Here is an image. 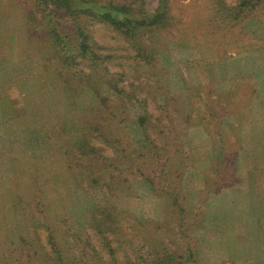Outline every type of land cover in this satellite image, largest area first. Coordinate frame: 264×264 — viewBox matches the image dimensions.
<instances>
[{"label": "rangeland", "instance_id": "rangeland-1", "mask_svg": "<svg viewBox=\"0 0 264 264\" xmlns=\"http://www.w3.org/2000/svg\"><path fill=\"white\" fill-rule=\"evenodd\" d=\"M16 2L0 0V249L8 244L18 250L21 237L27 239L20 219L23 213L24 220L33 216L29 207L38 192L36 181L57 190L54 202L81 226L84 204L101 193L68 186L71 161L61 166L48 151L49 126L70 146L71 122H78L94 103L87 96L69 105L68 95L42 72L36 49L25 46L28 24ZM156 3L146 0L147 9ZM171 6L182 25L155 39L151 65L136 66L132 57L122 58L126 46L120 49L116 43L113 53L121 64L115 66L114 60L108 66L119 88L145 102L152 128L170 130L165 133L174 145L170 151L180 145L189 151L187 171L175 174L171 186L179 195L176 209L183 214L168 217V198L159 195L162 175L157 192L142 180L123 177L124 190L110 204L116 214H126L125 223L138 220L128 232L130 241L139 234L159 252L165 236H171L177 241L171 250L182 255L192 245L194 257L185 264H264V19L216 27L207 0H172ZM104 96L110 103H95L97 116L123 114L126 139L132 146L143 143L133 118L146 115L144 105L131 98L129 111L122 112L112 101L128 96L112 91ZM28 253L25 245L20 248L21 264L28 263Z\"/></svg>", "mask_w": 264, "mask_h": 264}, {"label": "trees", "instance_id": "trees-1", "mask_svg": "<svg viewBox=\"0 0 264 264\" xmlns=\"http://www.w3.org/2000/svg\"><path fill=\"white\" fill-rule=\"evenodd\" d=\"M16 1L21 18L28 24L25 46L36 49L42 72L48 73L51 83L68 95L69 105H75L72 103L83 101L87 96L94 103L86 108L78 122H71L74 129H69L72 136L70 146L63 145L62 133L57 132L55 126H49L48 151L61 166L71 161V169L67 170L71 171L70 176L65 177L68 186L77 192H99L101 196H90L89 202H84L81 211L84 223L81 226L68 209L63 210L54 202L57 190L46 184L49 193L44 183L36 181L38 192L29 207L33 216L24 220L26 214L23 213L20 219L21 231L27 239L21 237V244L16 246L18 250L3 245L0 264H21L20 248L24 245L29 251L26 264H185L186 260L190 261L195 251L192 245L186 248L184 257L177 248L171 250V244L177 247L173 244L177 241L171 236V240L165 236L159 252L139 234L133 235L136 239L130 241L128 232L132 233V225L138 220H133L131 225L128 220L125 223L122 217L126 214H116L110 204V198L124 190L123 177L142 180L157 192L162 175L164 187L159 195L168 198V217L183 214L176 209L180 208L176 202L179 195L171 186L175 183V174L184 169L187 171L186 166L191 162L189 151H184L180 145L171 150L176 153L174 158L171 157L170 148L174 145L165 135L171 133L170 130L152 128L149 121L152 115L147 112L145 102L119 88L118 80L113 78L115 74L108 66L114 60L115 66L121 64L120 58L113 53L117 50L116 43L120 49L121 45L126 46L122 58L132 57L136 66L152 64L155 39L182 25L181 20L172 14V0H157L151 11L147 9L146 0ZM207 1L212 25L216 27H236L247 19H264V0ZM179 32L186 34V31ZM111 91L119 97L128 96V100L112 101L122 112L129 111L131 98L136 104L144 105L146 115L133 118L145 139L138 146H132L126 139L124 123L127 118L123 114L112 113L109 118L102 119L93 110L98 101L103 105L104 102L110 103L104 94ZM131 91L129 89V93ZM151 130H154V136ZM47 162V158L41 162L43 170L47 169ZM84 164L89 168H83ZM177 226L181 227V224Z\"/></svg>", "mask_w": 264, "mask_h": 264}]
</instances>
